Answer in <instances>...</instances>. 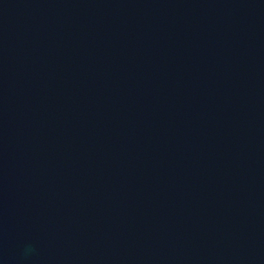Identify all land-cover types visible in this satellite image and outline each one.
I'll return each instance as SVG.
<instances>
[{
	"label": "water",
	"instance_id": "95a60500",
	"mask_svg": "<svg viewBox=\"0 0 264 264\" xmlns=\"http://www.w3.org/2000/svg\"><path fill=\"white\" fill-rule=\"evenodd\" d=\"M0 264H264V0H0Z\"/></svg>",
	"mask_w": 264,
	"mask_h": 264
}]
</instances>
